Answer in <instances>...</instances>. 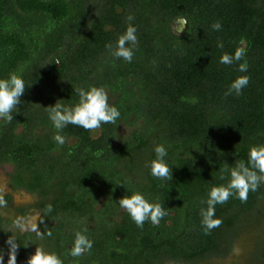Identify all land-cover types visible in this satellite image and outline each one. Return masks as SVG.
Segmentation results:
<instances>
[{
    "label": "trees",
    "instance_id": "trees-1",
    "mask_svg": "<svg viewBox=\"0 0 264 264\" xmlns=\"http://www.w3.org/2000/svg\"><path fill=\"white\" fill-rule=\"evenodd\" d=\"M183 18L187 27L174 29ZM129 23L138 39L131 62L112 55ZM238 47L244 60L220 63ZM13 73L26 90L12 121L0 119V167L10 166L8 184L32 201L14 207L10 193L0 195L3 264L8 238L17 264L37 246L63 264H211L237 244L245 264H264V183L246 203L217 204L223 223L211 234L201 223L211 188L264 145V0H0V78ZM241 75L247 87L226 96ZM92 86L105 88L120 118L97 133L69 124L58 145L47 106H74L76 90ZM157 145L167 150L171 181L151 174ZM135 192L164 207L158 225L140 228L120 208ZM34 209L35 228L22 231ZM77 232L92 248L73 257Z\"/></svg>",
    "mask_w": 264,
    "mask_h": 264
},
{
    "label": "clouds",
    "instance_id": "clouds-1",
    "mask_svg": "<svg viewBox=\"0 0 264 264\" xmlns=\"http://www.w3.org/2000/svg\"><path fill=\"white\" fill-rule=\"evenodd\" d=\"M127 19L132 21L134 17L130 15ZM211 27L218 31L222 28V25L219 21H216ZM136 33V27L129 23L126 31L119 36L112 55L131 62L134 56V48L138 44ZM128 45H131V47ZM217 46L222 48L223 44L218 43ZM106 47L112 49L111 44L106 45ZM245 54V49L238 47L234 55L224 53L220 57V63L231 65L234 62L244 60ZM56 63H59V61H56ZM247 68L246 60L239 64L240 72H246ZM249 82V76H238L231 83L225 95H232L233 93L237 96L241 95L242 90L247 87ZM25 90L24 80L15 73L10 74L8 78H0V119L9 123L12 121V112L20 105ZM76 91L78 92L79 101L74 106H65L57 102L54 105L47 106L49 118L57 130L53 139L58 145L66 143V137L60 133L69 124L94 132L102 124H116L120 118L121 113L119 110L109 104L108 94L104 87L92 86L87 90L80 88ZM192 102H196L195 98ZM154 151L156 159L151 161V174L158 179L171 181L172 168L164 159L167 156L166 148L163 145H157ZM222 171L229 170L223 169ZM221 179H223V176H221ZM262 183H264V145H259L253 146L249 150L247 164L241 160L230 170V179L226 185L211 188L207 199V209H201V223L205 234H211L213 229L219 228L223 223V220L215 215L217 204H225L233 196H236L242 203H246L249 192L256 191ZM118 203L120 208L126 211L140 228H143L144 223L149 220L153 225H158L160 220L168 214L161 204L150 203L139 192L121 197ZM37 235L42 238L41 233L37 232ZM7 244L9 245L8 264H16L18 245L10 238H8ZM91 248L92 241L77 232L70 254L73 257H78ZM233 251L239 254L240 248L235 246ZM0 264H3L2 255H0ZM27 264H63V261L57 254L45 251L43 247L37 246L35 252L28 257Z\"/></svg>",
    "mask_w": 264,
    "mask_h": 264
},
{
    "label": "rangeland",
    "instance_id": "rangeland-1",
    "mask_svg": "<svg viewBox=\"0 0 264 264\" xmlns=\"http://www.w3.org/2000/svg\"><path fill=\"white\" fill-rule=\"evenodd\" d=\"M175 29H180L181 26L177 23V25L174 27ZM97 133V130L95 131ZM10 166L4 165L0 167V195L5 193H10L12 197V205L14 207H18L20 205H30L32 201V195H30L28 192L22 189H12L11 186L8 184V172L10 171ZM30 203V204H29ZM29 210H31V207H28ZM40 212L36 209L30 211L28 215L25 218H21V229L22 231L27 230H33L36 226L37 220L39 218ZM254 236L251 234V240L253 241ZM240 244V243H239ZM238 245V244H237ZM235 245V246H237ZM244 245V244H242ZM241 244L238 245L240 248L239 254L235 253L232 249V251L225 257L220 259H213L211 264H245L246 263V257L241 258L243 256V246ZM247 251V250H245ZM244 251V252H245ZM241 258V259H240ZM241 260V261H240ZM240 261V262H235ZM172 262H169L168 264H171ZM197 263V262H196ZM17 264V263H16ZM173 264V263H172ZM183 264V263H182ZM197 264H206V262H198Z\"/></svg>",
    "mask_w": 264,
    "mask_h": 264
},
{
    "label": "water",
    "instance_id": "water-1",
    "mask_svg": "<svg viewBox=\"0 0 264 264\" xmlns=\"http://www.w3.org/2000/svg\"><path fill=\"white\" fill-rule=\"evenodd\" d=\"M177 23L181 26V27H183V30L187 27V21H186V19H181V20H178L177 21Z\"/></svg>",
    "mask_w": 264,
    "mask_h": 264
},
{
    "label": "flooded vegetation",
    "instance_id": "flooded-vegetation-1",
    "mask_svg": "<svg viewBox=\"0 0 264 264\" xmlns=\"http://www.w3.org/2000/svg\"><path fill=\"white\" fill-rule=\"evenodd\" d=\"M177 25V23L174 25V27ZM175 29V28H174ZM177 30V29H176Z\"/></svg>",
    "mask_w": 264,
    "mask_h": 264
}]
</instances>
